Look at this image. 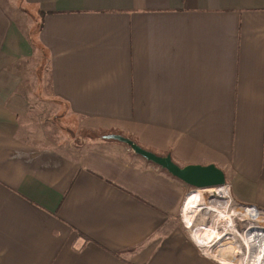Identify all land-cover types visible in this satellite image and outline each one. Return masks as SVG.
Segmentation results:
<instances>
[{
	"label": "crops",
	"instance_id": "obj_1",
	"mask_svg": "<svg viewBox=\"0 0 264 264\" xmlns=\"http://www.w3.org/2000/svg\"><path fill=\"white\" fill-rule=\"evenodd\" d=\"M71 120L264 211V0H0V264H228L190 185Z\"/></svg>",
	"mask_w": 264,
	"mask_h": 264
},
{
	"label": "bare ground",
	"instance_id": "obj_2",
	"mask_svg": "<svg viewBox=\"0 0 264 264\" xmlns=\"http://www.w3.org/2000/svg\"><path fill=\"white\" fill-rule=\"evenodd\" d=\"M202 192L203 190L200 189L199 191H193L187 196L185 203H183V213L185 215L188 211H192L194 215H192L193 217L191 218H195L194 216L197 212L202 217V224L199 223L200 225H197L193 232L196 233V239L203 245L207 253L214 257H218V259L227 257L228 261H230L229 258L235 257L241 264H264V249L258 253L260 255L261 253L263 254L261 259H251L253 256L251 252H255L254 245H252L253 247L249 245L245 237L246 235L243 237V232L245 230L240 233L238 229H236L234 222V217L239 216L243 219L244 226L247 223L251 227L257 228V220H255L254 217L257 212L254 213L253 211H249L248 214L240 213L241 209L239 210L230 198L227 186H221L219 189H211L213 197L221 199L225 196L228 198L227 204L222 210L210 208L206 202L203 201V197H200ZM245 229L248 230L250 227L248 226ZM260 229L262 228L260 227ZM235 240L239 243L241 242V245L234 247L237 245L233 246V244L236 243ZM241 248L244 253L238 251Z\"/></svg>",
	"mask_w": 264,
	"mask_h": 264
},
{
	"label": "rangeland",
	"instance_id": "obj_3",
	"mask_svg": "<svg viewBox=\"0 0 264 264\" xmlns=\"http://www.w3.org/2000/svg\"><path fill=\"white\" fill-rule=\"evenodd\" d=\"M72 125V128H70V132H71V139H69L72 143H75L76 145H80V146H83V145H87V142H91L93 141L94 144H96V140L94 139H98L101 147H103L104 149H108L111 145V143H113V138H107V137H104L102 135H105L106 133H109V132H106L104 130H101L100 132L97 131V132H90L89 134L86 132V129H83V127L76 121L74 120H71L70 121ZM88 131V130H87ZM121 135V134H120ZM114 140H117V139H114ZM95 141V142H94ZM116 145V149L118 151H122L123 153L125 152H129V153H133V156L136 157V156H140L138 155L137 153H135L131 147L126 144L125 142H122L120 140H117L114 142ZM97 145V144H96ZM146 160V159H145ZM150 162V161H148ZM152 163V162H151ZM154 164V163H153ZM156 165V164H155ZM158 166V165H157ZM160 167V166H159ZM222 186H227V184L225 185H222ZM221 187V186H220ZM220 187H207V188H202L201 190H203V192L201 193L200 197L203 199V201L206 202V204L212 208V209H215V210H222L226 204H227V201H228V198L227 197H223V198H217V197H213L212 196V193H211V189H219ZM228 187V186H227ZM197 189V190H196ZM192 190H195V191H199L200 189L199 188H194L192 187ZM193 192V191H192ZM192 192H190L189 194H191ZM230 195V194H229ZM231 198V196H230ZM232 199V198H231ZM233 200V199H232ZM234 202V200H233ZM235 203V202H234ZM236 204V207L241 211L240 213H243V214H248L249 211H251L250 209L248 210V208L242 204H238V203H235ZM249 206H252V205H249ZM255 207V206H253ZM257 208V207H255ZM194 210V209H193ZM244 210H248L247 212L244 211ZM254 213H256L257 211H253ZM257 214V215H256ZM255 214V220H257V224H256V227H251L250 225H248L247 223L245 224L244 226V221L243 219H241V217L239 216H235L234 217V222H235V225H236V229L239 230V232L241 233V230L243 232V237L245 236L247 241L249 242V245L251 247H253L252 245H254V248H255V252H251V254L253 255L251 259L253 260H258V259H261L263 257V254L261 253L258 254L260 251H262L264 249V220H263V216H264V211H260V212H257ZM192 215L193 212L192 211H188L184 216L187 220V223H186V226L190 232V234L192 235V237L196 238L197 235L196 233L193 232V230L195 229V227H197V225H200L199 223L202 224V217L199 215V213H195V218H191L193 217ZM263 218H262V217ZM189 217V219H188ZM257 218V219H256ZM254 220V221H255ZM253 222V221H252ZM251 222V223H252ZM250 227V229H245L247 227ZM260 227L262 229H260ZM263 241V242H262ZM236 243L233 244L236 245L234 247H237L239 245H241L237 240H235ZM239 243V244H238ZM257 245V247H256ZM204 248V247H203ZM260 249V250H259ZM241 253H244L243 249L241 248L240 250ZM213 256V255H212ZM215 258H218V257H215ZM220 259V258H219ZM218 259V260H219ZM225 259V260H224ZM222 261H225L226 263L228 264H241L239 261H237L235 259V257H231L229 258L230 261H228V258L225 257L223 259H220ZM219 260V261H220ZM237 262H236V261Z\"/></svg>",
	"mask_w": 264,
	"mask_h": 264
},
{
	"label": "water",
	"instance_id": "obj_4",
	"mask_svg": "<svg viewBox=\"0 0 264 264\" xmlns=\"http://www.w3.org/2000/svg\"><path fill=\"white\" fill-rule=\"evenodd\" d=\"M105 137L125 142L135 153L165 169L172 176L180 179L191 187L202 189L207 187H220L226 184L223 170L213 163L206 165L187 164L180 166L172 160L169 154H155L123 135L108 134Z\"/></svg>",
	"mask_w": 264,
	"mask_h": 264
},
{
	"label": "built area",
	"instance_id": "obj_5",
	"mask_svg": "<svg viewBox=\"0 0 264 264\" xmlns=\"http://www.w3.org/2000/svg\"><path fill=\"white\" fill-rule=\"evenodd\" d=\"M244 206H246L248 209H250L251 211H257V212H260L261 210L260 209H258V208H255V207H253V206H249V205H244Z\"/></svg>",
	"mask_w": 264,
	"mask_h": 264
}]
</instances>
